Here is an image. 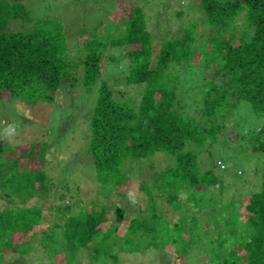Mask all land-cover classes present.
<instances>
[{"label": "trees", "instance_id": "trees-1", "mask_svg": "<svg viewBox=\"0 0 264 264\" xmlns=\"http://www.w3.org/2000/svg\"><path fill=\"white\" fill-rule=\"evenodd\" d=\"M200 2L205 14L202 24L218 31L213 41L206 42L203 60L211 54L219 65L208 81L198 79L196 115L184 112L185 105L177 95V77L167 71L170 66L190 62L194 24L183 27L180 37L161 41L154 51L142 8L125 0L117 5L119 20L101 27L103 33L98 30L100 20L77 35L70 34L68 26L56 18L35 16L23 0H0V92L37 104L52 103L62 84L81 86L85 91L97 87L88 118L86 149L93 166L91 179L100 197L123 196L118 189L128 183L132 163L151 164L157 156L165 161L156 170L152 164L138 165L141 172L151 171L149 183L139 186L147 195L148 215L129 219L123 208L112 202L90 200L88 211L76 199L62 207L44 208L41 203L56 185L48 180L39 144L33 141L18 149L11 164L6 162L9 155H4L13 149L0 147V199L5 203L0 209V264L8 251H29L36 236L33 227L46 219V209L55 220L40 232L39 243L45 253H62L64 264H75L80 252L87 250L92 264L100 259L117 264L111 236H99L96 225L109 220L108 233L114 235L117 223L125 220L123 237H127L152 222L146 230L156 234L154 222L165 217L157 209V198H163L180 214L172 225L176 232L181 223H188L192 227L187 234L194 245L202 236L208 238L207 246L200 250L202 260L207 259L205 264H264V168L259 190L246 198L241 212L233 209V216L225 217L228 206L216 210L211 205L207 211L196 206L204 217L187 215L189 208H181L182 192L188 191L187 199L194 203L196 189L208 192L220 183L212 168L200 160L211 157L216 143L246 141L251 152L264 155V0ZM239 17L244 25L237 35L232 27ZM75 45L77 55L71 58L69 50ZM109 48L124 49V80L141 87L137 101L117 100V90L102 79L106 60L113 62V56L107 54ZM241 101L249 104L262 123L246 129L233 118L236 130L224 139L226 124L218 120L235 111ZM23 159L28 161L26 169L19 168ZM33 199L36 202L30 203ZM152 241L155 245L159 242L157 237ZM180 259L181 255L175 254L170 264H180Z\"/></svg>", "mask_w": 264, "mask_h": 264}, {"label": "rangeland", "instance_id": "rangeland-1", "mask_svg": "<svg viewBox=\"0 0 264 264\" xmlns=\"http://www.w3.org/2000/svg\"><path fill=\"white\" fill-rule=\"evenodd\" d=\"M125 1L142 8L146 18V28L152 35L154 51L157 50L161 41L180 37L183 35V27L190 23L194 24L190 62L170 66L167 71L177 77V95L180 102L185 105L184 112L197 115L199 108L195 100L198 79L208 81L213 70L219 65V63L215 65L211 54L207 55L206 62L203 60L206 42L213 41L218 31L202 24L205 14L200 0ZM23 2L35 12L34 15L37 17L58 19L64 26H68L69 33L72 35L79 34L82 28L87 31L100 20L102 25L98 30L99 33H103L101 27L113 25L112 22L116 23L120 16L117 7L119 0H23ZM243 25V19L239 17L232 30L240 35ZM107 29L110 28L107 27ZM78 43L79 39L76 40V44ZM124 52L122 48L107 50V54L113 56V62L106 60L102 79L108 82L111 89L117 90L115 93L117 100L132 98L137 101L141 87L125 83ZM69 55L71 58L76 57V45L70 48ZM112 63H115V66ZM96 88L95 86L90 91H85L81 86L72 87L62 84L52 103L40 101L37 104L11 98L6 91L0 92V147L13 149L11 154L4 155H9L6 162L11 164V157L16 155L18 149L26 147L33 141L39 144L38 154L44 158L42 164L48 180L57 186L50 187L48 198L41 203L44 208L62 207L76 199L78 204H85L88 211L89 201L94 200L105 204L112 202L116 208H123L124 214L129 219L133 217L144 219L148 215V201L147 195L139 186L151 180V171L142 170L141 172L138 165L143 168L152 164L156 170L162 167L165 161L163 157L157 156L151 164L149 162L132 163L128 183L118 189L119 192H124L123 196L112 195L107 199L96 193L97 188L91 179L93 166L86 149L88 118L94 105ZM233 118L236 119L239 127L246 129L254 128L262 123L261 119L254 116L249 104L241 101L235 111L218 120L226 124L223 132L224 139L231 137V132L236 130V128L233 129L235 126ZM216 144L210 151L211 157L206 159L200 157V160L205 161L212 168L215 175L219 177L220 183L210 187L208 192L196 189L198 199L194 203L187 199L188 191L182 192L180 194L181 208L184 206L189 208L187 215L204 217L196 206L207 211L205 208L212 205L216 210L228 206L230 209L228 213H225V217L233 216V209H239L241 212L246 198L260 188L264 155L260 152H251L247 148L246 141L240 144H232V142ZM27 167L28 161L21 160L19 168ZM63 184H66V187ZM68 185L70 188L67 187ZM34 202H36L35 199L30 201V203ZM4 206L5 203L0 199V209ZM156 206L165 216L154 222L156 234L146 230L152 222L147 223L146 227L138 228L127 237H123L127 226L125 220L117 223L118 230L114 235L108 233L109 220H102L96 225V228H100L99 236L103 234L111 236L109 240L118 257L117 264H170L171 257L175 254L181 255L180 264L207 263V259L202 260L200 250L205 249L208 238L202 236L201 241L198 240L199 242L194 245V239L187 234L192 224L181 223L179 226L181 229L179 228L176 232L172 225L179 220L178 211L163 198H157ZM44 214L46 219L33 227L36 236L31 239L29 251L27 253L8 251L4 254L2 264H64L65 255L58 253L49 256L39 243L41 229L55 220L51 210L46 209ZM153 237L159 240L157 245L153 243ZM27 239L25 237L24 240ZM148 243H150L149 246ZM87 253V250L81 251L75 259V264H92ZM96 264H111V261L100 259Z\"/></svg>", "mask_w": 264, "mask_h": 264}]
</instances>
